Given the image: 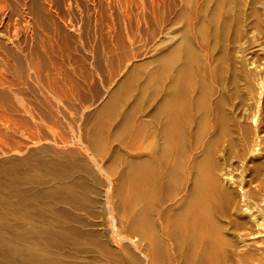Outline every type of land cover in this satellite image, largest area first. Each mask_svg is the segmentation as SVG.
I'll list each match as a JSON object with an SVG mask.
<instances>
[{"label":"bare ground","instance_id":"1","mask_svg":"<svg viewBox=\"0 0 264 264\" xmlns=\"http://www.w3.org/2000/svg\"><path fill=\"white\" fill-rule=\"evenodd\" d=\"M10 1L0 264H263L264 0Z\"/></svg>","mask_w":264,"mask_h":264},{"label":"rangeland","instance_id":"2","mask_svg":"<svg viewBox=\"0 0 264 264\" xmlns=\"http://www.w3.org/2000/svg\"><path fill=\"white\" fill-rule=\"evenodd\" d=\"M106 2L107 0H100V3H103V2ZM89 3V6H93L95 5L94 3H92L91 0L88 1ZM82 5V3H81ZM12 2L10 0H1L0 1V12H10L11 10L9 8H12ZM69 6L72 7V3H69ZM92 10V9H91ZM9 23H10V28L11 30H13V23L17 22L18 21V16L17 15H13L9 20ZM65 130H68L66 127H63ZM264 264V263H263Z\"/></svg>","mask_w":264,"mask_h":264}]
</instances>
